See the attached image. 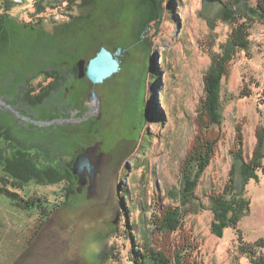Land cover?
I'll return each mask as SVG.
<instances>
[{"label": "rangeland", "instance_id": "obj_1", "mask_svg": "<svg viewBox=\"0 0 264 264\" xmlns=\"http://www.w3.org/2000/svg\"><path fill=\"white\" fill-rule=\"evenodd\" d=\"M17 1L21 5L17 3L10 13L13 33L5 49H0V127L9 128L27 148L39 149L47 160L67 167L76 194L68 202L64 184L30 187L33 196L54 206L52 213H48L51 206L22 211L0 196V264H131L135 244L153 240L156 248L171 249L186 239L195 242L193 255L199 264H250L240 252L236 229H227L223 238L211 233L209 208L187 217L182 231L162 239L149 223L142 225L145 230L141 232L137 226L140 217L151 222L161 207L175 205L169 192L180 187L184 162L199 132L205 75L233 29L221 19L222 5L207 0H164L163 21L144 35L152 49L149 54L135 35L137 0L96 1L99 4L92 9H85L82 0L75 4L69 0L59 10L52 8L41 15L35 14L40 0ZM47 1L55 3L45 0L46 5ZM221 1L231 6L257 4V0ZM66 23L69 26L63 27ZM250 39V51L238 53L223 80L224 119L210 132L218 143L197 191L207 205L206 196L222 191L233 166H240L233 156L238 129L249 160L257 130L264 125V23L253 26ZM103 48L114 54L122 51L120 59L115 57L120 70L94 84L87 74L80 76L79 62L84 61L86 68ZM155 70L160 73L156 85L152 84ZM54 71L63 80L51 86L57 89L34 112L42 118L49 114L46 120L50 121L43 118L44 123L29 125L10 104L18 99L27 104L26 87L32 91L35 85L47 83L49 79L39 75ZM92 91L100 101L90 99ZM85 102L94 118L86 121L88 114L76 122L78 114L85 113ZM148 108L161 120H148ZM62 113L71 116L66 115L72 118L69 124L56 119ZM88 149L97 173L94 178L85 174L87 183L82 185L73 170L78 156ZM247 195L251 213L238 229L246 242L254 243L264 239V177L260 183L250 182Z\"/></svg>", "mask_w": 264, "mask_h": 264}, {"label": "trees", "instance_id": "obj_2", "mask_svg": "<svg viewBox=\"0 0 264 264\" xmlns=\"http://www.w3.org/2000/svg\"><path fill=\"white\" fill-rule=\"evenodd\" d=\"M78 1L86 2L84 5L87 7L84 8L87 9L91 8L90 6H96L103 0H95L94 3L93 0H72L73 4ZM47 2V5L45 0H40L39 4L36 3L35 14H44L52 8L59 10L63 2L68 3L69 0H54L55 3L53 4ZM137 2L138 31L135 35L138 36L137 38L146 52L151 54L152 49L146 43L144 35L152 26L163 21L166 13L164 0H137ZM207 2H219L222 5L221 19L230 23L233 29L228 40L221 44L220 51L213 55L210 68L205 75V98L202 100L198 111L199 132L194 146L184 162L180 187L170 191V197L168 196L175 202V205L161 207L156 212L157 215L153 213L151 222H146L145 218L140 217L137 226L141 232L142 225L145 226L144 224L149 223L152 232H158L162 239L164 235L168 236L182 231L187 217L198 215L209 208L213 213L211 233L217 238H223L227 229H236L242 255L249 260L250 264H264V239L248 243L244 240L242 231L238 229L242 220L251 213L252 201L247 195V186L252 181L260 183L261 178L264 177V125L257 130V144L249 160L244 152V135L242 130L238 129L237 150L233 156L240 163V166L237 164L233 166L229 181L222 191L213 190L206 196L209 205L205 204L197 195L199 184L213 161L218 143L217 139L210 136V132L213 127L221 126L224 119L223 80L229 75L231 64L238 53L250 51L253 26L264 23V0H257L256 5L239 2L234 6L221 0H207ZM17 3H19L17 0H0V49H5L13 33L9 29L10 13L20 4ZM56 4H58L57 7ZM171 6L174 8V3ZM69 9L71 8L69 7ZM36 18V23L41 24L39 17ZM67 25L69 26L66 23L63 27H67ZM28 26L30 27L26 28L36 30L34 26ZM159 74L156 70L153 71L152 84L155 81L158 83ZM23 77L24 73L22 74ZM51 86H41L43 91L40 93H34L37 88L28 91L26 87L28 92L24 90L23 93L26 94L27 100H30L31 103L43 104L51 98L52 93L57 89ZM9 88L12 89V86ZM147 118L150 121L161 120L149 108L147 109ZM71 176L72 174L67 167H59L54 159L47 160L39 149L27 148L10 134L9 128L0 127V196L7 198L15 208L22 211H41L42 207L49 209L51 206L49 201L42 199V197L33 196L30 187L34 186L52 187L64 184L65 194L63 196L69 202L72 195L76 194V183L74 184L69 179ZM237 177L241 180L240 184ZM44 208L42 214L45 213ZM54 210V206H51L48 213H52ZM143 230L145 229L143 228ZM136 231L140 233L138 230ZM194 243L193 240L189 242L186 239L183 243L175 244L174 248L166 249L163 246L156 248L153 240L151 242L146 240L143 244H135L137 246L134 249L136 257L130 259V262L131 264H199L193 255ZM101 260L104 261V259Z\"/></svg>", "mask_w": 264, "mask_h": 264}, {"label": "water", "instance_id": "obj_3", "mask_svg": "<svg viewBox=\"0 0 264 264\" xmlns=\"http://www.w3.org/2000/svg\"><path fill=\"white\" fill-rule=\"evenodd\" d=\"M118 53H112L107 48H103L95 58H93L89 65L85 68V62H79L80 76L83 77L87 74L88 78L94 84L103 83L106 79L113 76L120 70V62L116 59ZM90 99L100 101L99 95L96 91L90 93ZM74 174L78 175L81 184L85 185L84 181V171L86 169L91 172V163L88 159V153L85 152L78 156L76 163L74 164Z\"/></svg>", "mask_w": 264, "mask_h": 264}, {"label": "flooded vegetation", "instance_id": "obj_4", "mask_svg": "<svg viewBox=\"0 0 264 264\" xmlns=\"http://www.w3.org/2000/svg\"><path fill=\"white\" fill-rule=\"evenodd\" d=\"M39 76H41V78L44 76L45 78H48L49 80H48V82L47 83H45V84H42L41 85V83H39V84H37V85H35V88H37L36 90L37 91H35L34 93H40V92H42L43 90H42V88H41V86H43V87H47V86H51V85H53V84H57L60 80H59V78L61 79V80H63V78H61V76L59 77V71H54V72H51V73H49V74H47L46 72L45 73H43L42 75H39ZM28 87H33V85L31 86H29L28 85ZM30 89H28V91H29ZM27 91V92H28ZM26 94H23V97L25 96ZM25 98V97H24ZM28 101V100H27ZM87 101V100H86ZM17 103H11L10 104V106L11 105H14V106H16V108H15V110L16 111H18L20 114H21V116H19V118H21L22 120H24V121H26V123L27 124H29V125H40V124H42V123H44L45 121L46 122H48V121H50V120H46L48 117H49V114H45V115H43L44 117V119H45V121H43L44 119L41 117V116H38V117H35V115L36 114H34V112H36V110L38 109V107H40V104H33V103H31V101L29 100L28 102H27V104L26 103H23V104H20V99H18L17 101H16ZM85 104H86V102H85ZM9 106V105H8ZM26 106V107H25ZM11 107H13V106H11ZM27 107H28V109H27ZM87 110H86V109ZM84 109H85V113L82 115V116H79V114H78V119H76V122L78 121V120H80L79 119V117H82L81 119H83V118H85V117H87L88 116V114H91L90 115V118H88V119H86V121H88V120H91V117L92 118H94V116L92 115V111H93V109H91V108H89L88 107V105L86 104V107H85ZM57 109V108H56ZM65 109V108H64ZM55 112V111H54ZM60 116H62L61 118H59V117H54V118H56V119H59L60 121H59V123L61 124V123H67V124H69V120H71L72 118H67V113H62V114H59ZM67 115V116H66ZM68 117H71V116H68ZM37 119V120H36ZM42 119V120H41ZM53 119V118H52ZM67 120V121H66ZM42 122V123H41ZM87 153H88V159H89V161H90V163H91V172H85L84 173V176H85V174L87 175V174H90V175H92V177L94 178L95 176H96V169H95V166H96V161L94 160V158H93V156H92V150L91 149H88V151H86ZM95 170V171H94ZM87 179H89V178H87ZM77 180H79V182H81V180H80V178H78ZM84 181H85V183H87V180H86V178L84 177ZM89 181H92L91 180V178L89 179Z\"/></svg>", "mask_w": 264, "mask_h": 264}, {"label": "bare ground", "instance_id": "obj_5", "mask_svg": "<svg viewBox=\"0 0 264 264\" xmlns=\"http://www.w3.org/2000/svg\"><path fill=\"white\" fill-rule=\"evenodd\" d=\"M121 50L118 52V55H116V56H118V59H120L119 57H120V55H121ZM120 62V61H119Z\"/></svg>", "mask_w": 264, "mask_h": 264}]
</instances>
